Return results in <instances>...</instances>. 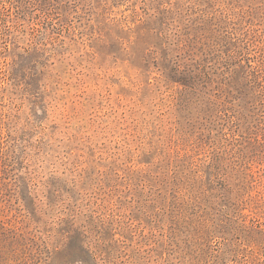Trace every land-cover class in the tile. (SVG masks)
Instances as JSON below:
<instances>
[{
  "label": "rangeland",
  "instance_id": "1",
  "mask_svg": "<svg viewBox=\"0 0 264 264\" xmlns=\"http://www.w3.org/2000/svg\"><path fill=\"white\" fill-rule=\"evenodd\" d=\"M0 264H264V0H0Z\"/></svg>",
  "mask_w": 264,
  "mask_h": 264
}]
</instances>
